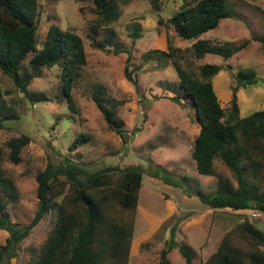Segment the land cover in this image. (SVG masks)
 I'll return each mask as SVG.
<instances>
[{"label":"rangeland","instance_id":"1","mask_svg":"<svg viewBox=\"0 0 264 264\" xmlns=\"http://www.w3.org/2000/svg\"><path fill=\"white\" fill-rule=\"evenodd\" d=\"M187 1L193 4L197 0H158L160 11H156L150 0H116L121 15L104 26L98 21L92 0H38V48L43 47L50 26L56 24L81 36L87 63L73 88L78 110H72L64 97L58 66L44 68L29 85L32 94L46 98L40 102L29 99L0 70V103L5 104L9 117L0 128V165L15 182L19 196L15 200L1 191L0 195L8 201L7 213L14 223L28 225L33 220L40 203L37 174L50 162L59 165L70 158L87 172L142 165L147 174L137 211L113 205L119 216L135 218L129 264H160L174 226L176 240L192 250L194 264L207 261L227 232L238 246L248 251L253 248L249 237L237 227L247 220L264 232L263 213L214 209L200 200L214 194L220 181L217 176L198 171L192 157L201 130L196 108L179 88L172 60L155 56L157 51L168 53L170 46L179 48L177 59L195 74L207 63L223 65L212 83L225 116L232 108L236 85L233 74L253 68L261 80L257 85L239 87V116L264 110V47L260 41L264 37V0H227L232 16L200 37L213 45L237 49L229 59L215 54L197 59L193 40L181 38L172 24L159 22L160 18L167 21ZM134 30L140 31L138 37ZM127 67L136 82L126 78ZM95 92L103 97L111 115L125 130V137L110 126L94 100ZM80 133L88 134L89 141L76 147L73 142ZM25 134L30 142L16 164L10 158L8 141ZM215 167L237 186L233 173L220 158L215 159ZM250 181L264 189V184L252 177ZM68 191L74 195L73 186L67 185ZM56 222L57 212L52 208L21 241L16 256L0 257V264H29L37 259ZM9 236L0 228V246ZM168 259L170 264H186L178 247L168 253Z\"/></svg>","mask_w":264,"mask_h":264},{"label":"trees","instance_id":"2","mask_svg":"<svg viewBox=\"0 0 264 264\" xmlns=\"http://www.w3.org/2000/svg\"><path fill=\"white\" fill-rule=\"evenodd\" d=\"M150 1L153 9L160 11L158 0ZM92 2L101 25H111L119 19L121 11L116 0ZM38 7V0H0V70L29 99L40 102L46 98L32 94L28 87L42 75L44 68L58 66L64 97L72 110H78L73 88L87 63L84 41L76 32L52 24L43 47L38 48ZM230 16L232 12L227 0H197L193 4L187 1L171 18L167 21L160 18L159 22L172 24L181 38L193 40L192 50L197 59L207 54L229 59L237 49H231L226 44L213 45L200 37L216 29L223 19ZM139 32L134 30L136 37ZM260 41L264 47V37ZM157 52L155 57L160 60H172L179 78V88L191 98L196 108L201 130L195 139L192 157L197 169L201 174L217 176L220 181L214 194L201 196L200 200L214 209L255 210L264 214V189L250 181L252 177L264 184V110L240 117L237 97L239 87L246 88L260 82L258 72L246 68L233 74L236 85L233 88L232 108L225 116L212 83V78L224 69L223 65L207 63L200 66L199 74H195L184 69L177 59L179 48L170 46L166 54L164 51ZM30 54L33 55L23 68ZM130 59L129 54L128 62ZM125 75L129 81L136 82L128 67ZM93 97L110 126L125 137V130L113 118L100 93L95 92ZM5 109V104L0 103V128L9 119ZM87 141L88 134L80 133L73 145L79 147ZM29 142L30 137L26 134L8 141L10 158L14 163H20L22 150ZM216 158L228 166L237 186L230 178L217 172ZM146 174L142 165L109 166L87 172L70 158L59 165L50 162L37 174L40 203L28 225H18L12 221L7 213L8 201L0 195V228L10 234L6 244L0 246V257L9 254L14 258L21 241L53 208L57 212L56 225L41 246L39 257L29 264H129L135 218L119 216L113 205L117 203L121 208L135 213ZM67 185L73 186L74 195L66 192ZM0 191L11 199H18V188L1 165ZM60 196H63L61 201L58 200ZM237 228L249 237L253 248L248 251L238 246L227 232L217 250L202 264H264V232L247 220ZM170 233L168 248L163 250L160 264H170L168 253L176 247L186 264H194L192 250L176 240V226Z\"/></svg>","mask_w":264,"mask_h":264}]
</instances>
